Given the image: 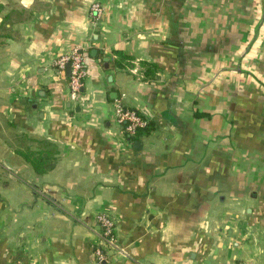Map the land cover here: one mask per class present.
I'll return each mask as SVG.
<instances>
[{"label": "crops", "instance_id": "1", "mask_svg": "<svg viewBox=\"0 0 264 264\" xmlns=\"http://www.w3.org/2000/svg\"><path fill=\"white\" fill-rule=\"evenodd\" d=\"M102 213V264H264V0H0V264H100Z\"/></svg>", "mask_w": 264, "mask_h": 264}, {"label": "built area", "instance_id": "2", "mask_svg": "<svg viewBox=\"0 0 264 264\" xmlns=\"http://www.w3.org/2000/svg\"><path fill=\"white\" fill-rule=\"evenodd\" d=\"M88 15L91 23H99L105 16V8L103 4L93 2L90 5ZM54 65L59 71H64L68 65L70 66L68 88L70 96L72 98L77 97L84 85L85 78L87 77L86 58L84 53L79 49H75L69 53L59 55L54 60ZM117 116L119 121L124 124L125 131L131 138L137 137V132L148 126L146 118L134 110H125L123 107L118 106ZM97 220L101 228L102 243L101 247L96 251V256L100 264H102L107 261L103 247L105 249H117L114 238L115 222L107 213L98 215ZM119 251L121 252V250Z\"/></svg>", "mask_w": 264, "mask_h": 264}, {"label": "trees", "instance_id": "3", "mask_svg": "<svg viewBox=\"0 0 264 264\" xmlns=\"http://www.w3.org/2000/svg\"><path fill=\"white\" fill-rule=\"evenodd\" d=\"M154 68V67H153ZM148 71L153 75V70L148 68ZM149 79V78H147ZM153 77H151L150 80H152ZM154 80V79H153ZM142 115V114H141ZM151 123L149 122L148 123V126L145 128V129H140L138 132H137V135L138 136H141V135H146L148 134V132L151 130ZM27 161L30 162L32 164V166L34 167V169L39 173V174H43L44 172H46L45 170L46 169H43L42 168V165H47L50 161L48 159H46V161L44 159H37L36 157L34 159H31L29 156L26 157Z\"/></svg>", "mask_w": 264, "mask_h": 264}, {"label": "water", "instance_id": "4", "mask_svg": "<svg viewBox=\"0 0 264 264\" xmlns=\"http://www.w3.org/2000/svg\"><path fill=\"white\" fill-rule=\"evenodd\" d=\"M66 69H67V70L69 71V73H70V66H69V65L67 66V68H66Z\"/></svg>", "mask_w": 264, "mask_h": 264}]
</instances>
